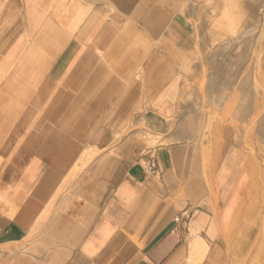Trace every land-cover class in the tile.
<instances>
[{"label": "crops", "instance_id": "crops-1", "mask_svg": "<svg viewBox=\"0 0 264 264\" xmlns=\"http://www.w3.org/2000/svg\"><path fill=\"white\" fill-rule=\"evenodd\" d=\"M183 2L0 0V264H264L258 168L214 110L236 84L196 107Z\"/></svg>", "mask_w": 264, "mask_h": 264}, {"label": "rangeland", "instance_id": "rangeland-1", "mask_svg": "<svg viewBox=\"0 0 264 264\" xmlns=\"http://www.w3.org/2000/svg\"><path fill=\"white\" fill-rule=\"evenodd\" d=\"M235 1L184 0L180 6L179 13L186 20L188 30L196 34L193 39L195 66L186 75V79L198 88L200 102L196 107L201 109L205 101L203 98L205 79L222 78L225 75L226 78L234 80L236 86L232 89L235 92L229 98L228 108L233 118L218 108L214 110L222 116L221 121L235 129L236 142L255 159L260 182L259 190L264 199V62L257 65L253 55V52L260 48L255 41L257 42L258 37L262 35L261 29L257 27V21L261 16L256 18L249 16L248 12L240 9ZM248 1L256 3V0ZM263 38L264 34L261 38L262 44ZM242 42H247L249 55L253 57L249 56L247 61L238 54ZM151 145H156V142H152Z\"/></svg>", "mask_w": 264, "mask_h": 264}, {"label": "bare ground", "instance_id": "bare-ground-1", "mask_svg": "<svg viewBox=\"0 0 264 264\" xmlns=\"http://www.w3.org/2000/svg\"><path fill=\"white\" fill-rule=\"evenodd\" d=\"M230 1V0H229ZM237 4H238V7L240 8V9H244L245 11H247L248 12V15L249 16H251V17H253V16H255V18L256 17H259V16H261V18H259L258 19V21H257V27L259 28V29H261V32L260 33H262V35L264 34V0H261V2H260V0H256V3H251V1L249 2L248 0H236L235 1ZM262 9H263V11H262ZM251 20V19H250ZM255 19H253V21H254ZM254 24V23H253ZM251 25V24H250ZM249 25V26H250ZM244 29V28H243ZM242 29V30H243ZM247 29V28H246ZM259 35V34H258ZM262 35L260 36V37H258V41L256 42L255 41V43H257V45H258V47H260L258 50H253L254 52H253V55H254V60H255V63L258 65L260 62H264V42H263V44H262V42H261V38H262ZM246 37H247V35H246ZM245 38V37H244ZM251 40V39H250ZM263 40H264V38H263ZM251 41H254V39L253 40H251ZM253 43V42H252ZM248 44H247V42H242L241 43V45H240V48H239V50H238V54L239 55H241V56H243L244 58H245V60L247 61V60H249L248 58H249V56H251V55H249V53L250 52H248V49H247V47H249V46H247ZM256 45V44H255ZM251 46V45H250ZM255 47V46H254ZM253 48V47H252ZM251 48V49H252ZM251 49L249 50V51H251ZM252 57V56H251ZM253 58V57H252ZM252 60V59H251ZM253 61V60H252ZM224 62V61H223ZM257 73V72H256ZM255 74V73H254ZM255 76V75H254ZM208 78V77H207ZM255 83V82H254ZM257 84V83H256ZM258 86V85H257ZM260 88H261V86H260ZM255 89H256V86H255Z\"/></svg>", "mask_w": 264, "mask_h": 264}, {"label": "built area", "instance_id": "built-area-1", "mask_svg": "<svg viewBox=\"0 0 264 264\" xmlns=\"http://www.w3.org/2000/svg\"><path fill=\"white\" fill-rule=\"evenodd\" d=\"M150 172L153 173L154 171L150 168ZM175 221H177V219H175Z\"/></svg>", "mask_w": 264, "mask_h": 264}]
</instances>
